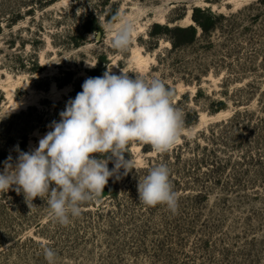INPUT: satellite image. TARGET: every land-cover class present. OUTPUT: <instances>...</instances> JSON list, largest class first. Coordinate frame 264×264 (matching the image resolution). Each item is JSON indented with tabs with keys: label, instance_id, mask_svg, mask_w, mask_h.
<instances>
[{
	"label": "rangeland",
	"instance_id": "obj_1",
	"mask_svg": "<svg viewBox=\"0 0 264 264\" xmlns=\"http://www.w3.org/2000/svg\"><path fill=\"white\" fill-rule=\"evenodd\" d=\"M117 17L134 22L126 50L105 31ZM189 26L194 41L173 31ZM108 70L163 80L183 113L180 139L165 153L129 142L127 174L67 226L46 198L28 206L15 185L0 192V264H48L45 246L56 264H264V0H0V173ZM160 164L175 213L139 201V180Z\"/></svg>",
	"mask_w": 264,
	"mask_h": 264
},
{
	"label": "clouds",
	"instance_id": "obj_2",
	"mask_svg": "<svg viewBox=\"0 0 264 264\" xmlns=\"http://www.w3.org/2000/svg\"><path fill=\"white\" fill-rule=\"evenodd\" d=\"M116 19L120 22H109L105 31L111 34L113 48L126 50L132 42L134 22ZM173 98V90L157 77L132 79L123 71L116 75L108 70L100 77L87 78L37 148L23 152L16 146L15 166L9 156L0 173V192L15 185L28 206L37 197L46 198L53 220L67 226L70 217L81 215L84 203L104 193L110 177L121 168L127 174L130 161L124 154L129 142L151 145L159 153L177 143L184 120ZM94 154L107 158L98 159ZM113 158L110 170L108 163ZM52 184L55 187L50 188ZM138 194L145 206L165 205L173 213L178 209V195L165 164L152 167L139 180ZM43 254L48 264H56L54 249L45 246Z\"/></svg>",
	"mask_w": 264,
	"mask_h": 264
},
{
	"label": "trees",
	"instance_id": "obj_3",
	"mask_svg": "<svg viewBox=\"0 0 264 264\" xmlns=\"http://www.w3.org/2000/svg\"><path fill=\"white\" fill-rule=\"evenodd\" d=\"M192 17H193L194 21L198 24V26L203 29L204 32H207V31L212 29L213 22L211 21V17L206 18L204 16L203 10L200 7H195L193 9ZM108 20H114V19L108 18ZM173 31L175 33H177L180 38H181L182 35L183 36L184 35L188 36V38L190 39L189 41H194L195 38H196V34H197L196 29L194 27H192V26H189V27H175L173 29ZM180 42H182V41H179V42L178 41H174V46L177 47L180 44H184V43H180ZM217 110H220V109H217ZM107 185H108V183H107Z\"/></svg>",
	"mask_w": 264,
	"mask_h": 264
},
{
	"label": "bare ground",
	"instance_id": "obj_4",
	"mask_svg": "<svg viewBox=\"0 0 264 264\" xmlns=\"http://www.w3.org/2000/svg\"><path fill=\"white\" fill-rule=\"evenodd\" d=\"M54 88V87H53ZM54 91V90H53Z\"/></svg>",
	"mask_w": 264,
	"mask_h": 264
}]
</instances>
